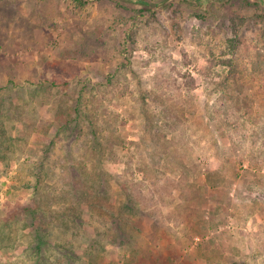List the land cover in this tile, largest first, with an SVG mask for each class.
<instances>
[{"label":"rangeland","instance_id":"374dc122","mask_svg":"<svg viewBox=\"0 0 264 264\" xmlns=\"http://www.w3.org/2000/svg\"><path fill=\"white\" fill-rule=\"evenodd\" d=\"M122 2L0 0V264H264V0Z\"/></svg>","mask_w":264,"mask_h":264},{"label":"trees","instance_id":"16d2710c","mask_svg":"<svg viewBox=\"0 0 264 264\" xmlns=\"http://www.w3.org/2000/svg\"><path fill=\"white\" fill-rule=\"evenodd\" d=\"M150 1V2H149ZM116 2H117V5L119 6V7H127V5L125 4V3H123L122 2V0H116ZM143 2L145 3V5L143 6V8H144V10H142L141 12H144V11H154V5H155V3L153 4V5H151V2H152V0H143ZM149 5H151V6H149ZM143 15V14H142ZM199 16H202V17H204V15L203 14H198ZM236 33H237V30H236ZM122 189H123V193L125 194V195H127L128 196V200L125 202V201H122V204H121V207L122 208H124V210L127 208V207H130L129 209H131V207H132V205L130 204V200L132 199V197H131V194H130V192H129V188L127 187V185H123L122 186ZM44 209V206H41V205H39V208H37V206L35 207V209H33V213L35 214V215H37L38 216V214H39V209L40 210H42V209ZM123 211V210H122ZM100 214H102V213H100ZM38 217H40V216H38ZM38 219V218H37ZM40 220H42V218L40 219ZM120 220H121V223L122 222H124L123 220H122V218H120ZM120 220H119V222H118V224L120 223ZM117 221V220H116ZM126 223V225L127 226H129V227H133V224H132V226H131V222L130 221H126L125 222ZM126 226V227H127ZM45 239H44V237H42L41 238V241H44Z\"/></svg>","mask_w":264,"mask_h":264}]
</instances>
